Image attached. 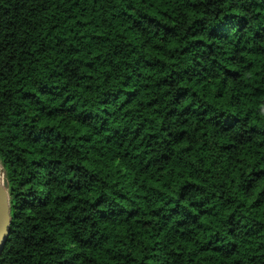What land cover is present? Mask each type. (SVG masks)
I'll return each mask as SVG.
<instances>
[{"label":"clouds","instance_id":"clouds-1","mask_svg":"<svg viewBox=\"0 0 264 264\" xmlns=\"http://www.w3.org/2000/svg\"><path fill=\"white\" fill-rule=\"evenodd\" d=\"M0 264H264V0H0Z\"/></svg>","mask_w":264,"mask_h":264},{"label":"trees","instance_id":"trees-1","mask_svg":"<svg viewBox=\"0 0 264 264\" xmlns=\"http://www.w3.org/2000/svg\"><path fill=\"white\" fill-rule=\"evenodd\" d=\"M225 19H226V21H227L228 23H230V22H231V19H233V18H228V17H226ZM221 27H223V25H222ZM42 203H43V202H42Z\"/></svg>","mask_w":264,"mask_h":264}]
</instances>
